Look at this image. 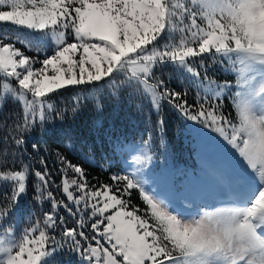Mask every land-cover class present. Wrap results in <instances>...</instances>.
Instances as JSON below:
<instances>
[{
	"label": "snow or ice",
	"instance_id": "1",
	"mask_svg": "<svg viewBox=\"0 0 264 264\" xmlns=\"http://www.w3.org/2000/svg\"><path fill=\"white\" fill-rule=\"evenodd\" d=\"M209 61L235 83L209 76ZM167 67L188 80L194 103L167 87ZM67 88L126 94L157 114L167 103L230 146L241 190L211 210L172 207L145 179L150 135L110 183L90 184L58 154L57 184L46 160L43 170L22 162L24 135L64 118L53 101ZM229 92L234 117L224 111ZM9 101L21 111L4 117L0 137V264H55L65 250L80 264H264V0H0V111ZM78 107L77 98L73 114ZM30 176L34 198L51 210L18 228Z\"/></svg>",
	"mask_w": 264,
	"mask_h": 264
},
{
	"label": "trees",
	"instance_id": "2",
	"mask_svg": "<svg viewBox=\"0 0 264 264\" xmlns=\"http://www.w3.org/2000/svg\"><path fill=\"white\" fill-rule=\"evenodd\" d=\"M208 63L210 65L208 75L217 82L235 83L234 74L225 73L219 64L212 65L210 61ZM157 75L161 73L158 72ZM161 78L168 88L179 92L187 91L186 99L190 104L198 99L188 80L178 75L171 67L163 69ZM54 96L53 102L57 109L63 111L64 118L60 119L53 114L54 118L49 120L43 129L36 127L24 135L25 151L22 162L43 170L40 160H46L57 184L60 183L58 154L66 157L73 164L83 167L89 183L93 185L110 183V177L114 173L124 171L125 167L122 166L125 165V161H130L126 148L132 141L147 139L149 135L153 150L165 153L175 162L185 161L194 155V128L200 127L199 124L183 119L167 103H162L157 114L147 104L142 110H137L136 104L141 101L130 102L126 94H122L119 100L108 97L107 89L97 92L95 89L79 91L67 88ZM94 97L102 100L103 107L100 110L95 107ZM77 98L80 99L79 107L73 114L72 108ZM223 102L225 113L234 117L235 110L232 107L230 92L225 94ZM20 111L19 104L9 101L4 105L3 111H0V137H3L7 130L4 117L9 113ZM160 119L163 120L162 125L158 124ZM33 145L37 147L33 148ZM15 166L18 168L20 165L17 163ZM34 181L35 177L30 176L29 190L21 199L20 211L16 218L26 224L30 217L42 219V214L51 210L47 201L38 203L34 198L32 189ZM55 194L57 198H63L60 191H56ZM131 200L133 204L144 207L138 192L133 191ZM60 214L66 215L62 209ZM68 223L69 226H75L71 219ZM58 256L62 257L63 264L80 263L79 257L68 250Z\"/></svg>",
	"mask_w": 264,
	"mask_h": 264
},
{
	"label": "rangeland",
	"instance_id": "3",
	"mask_svg": "<svg viewBox=\"0 0 264 264\" xmlns=\"http://www.w3.org/2000/svg\"><path fill=\"white\" fill-rule=\"evenodd\" d=\"M199 126L194 128L195 150L192 158L175 162L165 153L153 150V160L145 170L148 186L170 201L172 207L183 212L222 206L221 196L236 197L242 188L234 151L217 133ZM141 141L131 142L126 148L129 155L133 145ZM129 162L125 161L122 166L125 170ZM16 223L18 228L27 225L19 219H16ZM55 264H63L61 256L55 257Z\"/></svg>",
	"mask_w": 264,
	"mask_h": 264
}]
</instances>
